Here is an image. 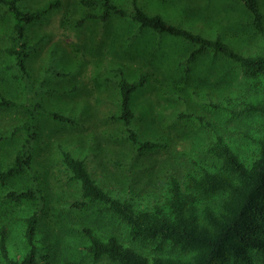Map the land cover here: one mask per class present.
I'll list each match as a JSON object with an SVG mask.
<instances>
[{
    "label": "rangeland",
    "instance_id": "374dc122",
    "mask_svg": "<svg viewBox=\"0 0 264 264\" xmlns=\"http://www.w3.org/2000/svg\"><path fill=\"white\" fill-rule=\"evenodd\" d=\"M49 1L23 0L21 6L38 10ZM59 1L60 6L45 19L27 26L33 48L28 64L37 79L31 102L70 114L75 120L74 125L48 117L39 122L32 167L46 209L40 217L37 249L39 256H48L40 263L109 264L92 260L83 247L86 239L81 225H90L103 236L115 234L124 244L149 256L172 253L168 245L159 250L157 240H134L128 226L101 211L99 203L70 207L82 198L62 153L84 159L92 176L115 194L131 193L144 202L164 195L171 177L186 180L189 174L210 168L214 160L210 149L220 137L250 164L258 154L257 139L264 134V116L240 111L247 102L264 97V76L249 79L237 64L210 51L185 72L184 61L192 44L184 39L151 30L130 39L135 25L117 16L107 22L89 20L78 27L76 22L86 8L80 0ZM139 1L148 12L162 14L171 24L210 38L221 33L244 50L264 51V39L238 1ZM260 1L264 14V0ZM11 26L10 14L0 5V88L9 97H21L22 86L6 68L12 58L1 52L10 45L7 33ZM115 66L122 67L129 80L146 77L131 97L133 126L143 140L159 142L162 147L138 151L126 138L123 123L115 118L120 110L119 86L108 80L115 76L111 71ZM24 116L21 107L0 108V164L12 162L23 140L22 132L12 139L2 136ZM29 181V175L23 174L0 183V225L8 227L11 256H22L28 250L24 219L35 206L27 200L13 203L3 194ZM256 233L264 236V223ZM254 264H264L263 250L257 251Z\"/></svg>",
    "mask_w": 264,
    "mask_h": 264
},
{
    "label": "trees",
    "instance_id": "16d2710c",
    "mask_svg": "<svg viewBox=\"0 0 264 264\" xmlns=\"http://www.w3.org/2000/svg\"><path fill=\"white\" fill-rule=\"evenodd\" d=\"M22 1L0 0V5L12 18V26L7 33L10 45L3 47L1 52L12 58L6 68L20 83L24 94L21 97H9L0 88V108L21 107L25 111V116L11 125L9 133L2 136L12 139L19 132L23 133L22 143L15 151L12 162L0 164V183L6 184L13 177L28 174V185L6 191L3 198L13 203L31 201L35 208L24 219L28 250L22 256H11L7 243L8 227L6 224L0 225V256L4 260L3 264H41L40 259L48 257L39 256L37 249L40 217L46 209V199L32 167L33 148L39 136L41 118L48 117L71 125L75 123L70 114L31 102L37 79L28 64L33 48L27 26L45 19L61 3L51 0L38 10L28 11L22 9ZM235 1L246 8L252 27L264 39L261 1ZM80 2L86 11L76 22L78 27H83L89 20L107 22L117 16L135 25L130 39L151 30L191 43L192 48L184 61L185 72L189 71L190 65L199 56L210 51L237 64L249 79L264 76V51L244 50L224 39L221 33L210 38L192 29L171 24L162 14L148 12L139 0H127L125 3L116 0ZM111 71L116 74L108 80L118 83L120 94V110L115 118L123 123L126 138L138 151L162 147L159 142L143 140L133 126L135 113L131 108V97L137 88L145 84L146 77L143 75L129 80L124 69L119 66L112 67ZM240 112L264 116V97L247 102ZM257 143L258 154L247 164L220 137L210 149L214 156L210 168H205L201 173H191L186 180L171 177L164 195L151 197L148 202L135 199L131 193L124 196L115 194L92 176L84 159L69 152L62 153L65 168L70 172L71 179L79 184L82 198L70 204V207L84 208L91 203H99L102 205L101 211L112 214L128 226L134 240H157L159 250L168 245L173 251L149 256L124 244L115 234H99L90 225L79 226L86 239L83 247L94 262L106 260L109 264H254L257 251H264V236L256 233V229L264 223V134L257 139Z\"/></svg>",
    "mask_w": 264,
    "mask_h": 264
}]
</instances>
